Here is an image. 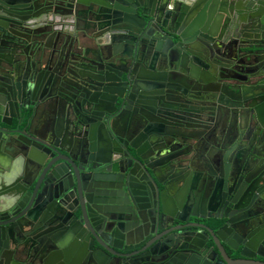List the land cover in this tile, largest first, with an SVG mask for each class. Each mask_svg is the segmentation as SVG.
<instances>
[{
	"label": "water",
	"instance_id": "95a60500",
	"mask_svg": "<svg viewBox=\"0 0 264 264\" xmlns=\"http://www.w3.org/2000/svg\"><path fill=\"white\" fill-rule=\"evenodd\" d=\"M0 264H264V0H0Z\"/></svg>",
	"mask_w": 264,
	"mask_h": 264
},
{
	"label": "crops",
	"instance_id": "0c3cea01",
	"mask_svg": "<svg viewBox=\"0 0 264 264\" xmlns=\"http://www.w3.org/2000/svg\"><path fill=\"white\" fill-rule=\"evenodd\" d=\"M36 124L38 125H43L45 123V121L47 120V116L45 114H39L37 117H36Z\"/></svg>",
	"mask_w": 264,
	"mask_h": 264
},
{
	"label": "flooded vegetation",
	"instance_id": "af4514ba",
	"mask_svg": "<svg viewBox=\"0 0 264 264\" xmlns=\"http://www.w3.org/2000/svg\"><path fill=\"white\" fill-rule=\"evenodd\" d=\"M246 134H247L248 137L251 136V140H252V136H253V135L255 136V133H253V132H248V133H246Z\"/></svg>",
	"mask_w": 264,
	"mask_h": 264
}]
</instances>
